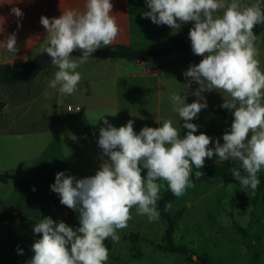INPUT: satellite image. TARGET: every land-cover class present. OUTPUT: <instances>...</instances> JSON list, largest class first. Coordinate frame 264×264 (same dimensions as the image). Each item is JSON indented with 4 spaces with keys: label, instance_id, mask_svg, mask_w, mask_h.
<instances>
[{
    "label": "rangeland",
    "instance_id": "374dc122",
    "mask_svg": "<svg viewBox=\"0 0 264 264\" xmlns=\"http://www.w3.org/2000/svg\"><path fill=\"white\" fill-rule=\"evenodd\" d=\"M110 2L120 31L116 40L107 46L120 43L118 39L124 35L128 23L126 31L130 36L127 42L137 47L135 49L171 47L182 40L192 27L191 21L181 24L178 30L153 24L147 17H142V13L148 10L145 0ZM242 2L250 4L254 0ZM8 3L9 0H0V16L5 18L4 35L15 31L18 51L12 55L0 48V63L23 64L39 56L41 47L47 42L45 29L36 36L35 32H29V24L25 21L33 11L41 10L32 8L30 0ZM76 3L81 5L82 10L84 0ZM13 5L23 12L20 19L23 23L19 28L11 25L16 23V18L10 14ZM126 7L132 11L129 22L125 19ZM216 14H222V10ZM0 38L3 36L0 35ZM254 43L260 70L264 72V30L256 35ZM71 58L79 60V57ZM201 59L202 56L194 55L192 51L152 59L139 65L135 61L121 59L106 61L89 58L77 68L81 74L78 84L94 78V84L89 86L94 91V99H80L82 110L78 113H69L65 108L68 103L74 105L76 96L64 97L58 90L45 86L57 70L51 63L46 73L48 77L39 79L45 89L36 88L37 85L32 87L34 81L14 88L0 85V213L20 206L25 215L37 222L47 216L73 227L79 213L62 205L59 200L52 203V191L48 185L54 182L55 173L60 171L78 179L95 174L97 170L91 168L89 154L90 138L94 132V148L98 146L99 128L104 126L96 118L104 115L115 127L131 119L134 121L133 130L137 133L144 126L155 128L163 119H170L174 126H180V136H183L188 130L183 128V121L172 111L168 98L172 92L185 90L191 93L198 87L195 82L187 87L190 78L182 73L189 64H196ZM143 70L145 79L128 76ZM105 76L120 78L101 82L99 79ZM38 95L40 97L33 101ZM201 95L205 97L207 107L190 122L197 125L195 134L203 132L219 139L233 119L229 110L220 107L230 97L222 91ZM196 99L189 94L185 102L191 103ZM53 138L58 139L55 144ZM58 144L62 156L57 149ZM211 146L210 142L208 147ZM211 159L225 162L216 160L215 154ZM259 173L264 178V169ZM158 183L165 185L160 190L161 197L167 184L165 181ZM234 184L238 182L231 176L227 182L207 178L167 206L169 215L178 213L174 219L172 245L187 248L196 258L169 253L165 239L166 219L159 216L150 222L146 216L137 214L133 206L129 210L131 218L127 226L117 230L120 239L113 242L107 238L103 242L109 248L106 264H202L198 258L209 264H264V195L255 198L249 188ZM36 240L18 225L9 228L0 226V264H29L34 255L31 246ZM17 248L23 250L22 254L17 253Z\"/></svg>",
    "mask_w": 264,
    "mask_h": 264
},
{
    "label": "clouds",
    "instance_id": "9594fccd",
    "mask_svg": "<svg viewBox=\"0 0 264 264\" xmlns=\"http://www.w3.org/2000/svg\"><path fill=\"white\" fill-rule=\"evenodd\" d=\"M145 4L148 10L142 17L157 26L178 30L181 24L192 22L188 31L191 50L202 59L189 64L182 75L190 78L187 87L193 82L198 87L191 93L182 90L183 95L182 91L172 92L168 98L188 131L180 136V126L163 119L159 126H144L137 133L131 119L115 127L104 115L98 116L96 120L104 125L96 141L103 162L95 174L78 179L60 171L49 185L62 205L79 213L78 226L40 218L32 227L33 233L41 235L31 246L34 255L29 264H106L109 255L103 242L120 239L117 230L127 226L133 206L150 222L159 218L156 205L165 185L157 181H165L167 189L179 197L193 187L190 176L194 169L199 178L203 173L197 169L214 154L216 160L238 162L230 168L232 179L238 182L234 185L255 193L260 184L257 174L264 169V72L257 59L253 28L264 23V0L250 4L242 0H145ZM112 7L110 0H84L82 10L68 8L58 17H40L47 42L39 53H47L57 69L47 82L50 88L62 95L72 94L81 79L78 66L101 45L116 40L120 29ZM219 10L222 14L217 15ZM10 14L19 28L23 12L13 5ZM5 31V18L0 16V48L14 55L18 51L16 33L4 35ZM74 49L81 50L78 61L70 56ZM211 91L230 97L220 107L229 110L233 119L219 139L203 132L195 134L197 125L190 122L207 107L201 94ZM189 94L197 99L186 103ZM142 170H146L143 175Z\"/></svg>",
    "mask_w": 264,
    "mask_h": 264
},
{
    "label": "trees",
    "instance_id": "16d2710c",
    "mask_svg": "<svg viewBox=\"0 0 264 264\" xmlns=\"http://www.w3.org/2000/svg\"><path fill=\"white\" fill-rule=\"evenodd\" d=\"M264 30V23L254 26L253 32L258 35ZM110 48V59H121L126 61H135V62H145L150 59H158L163 57H169L172 55H178L186 51H192L190 40L188 38V33L182 40H179L171 47L165 48H152V49H134L125 45H112ZM41 55L32 57L23 64H2L0 63V85L7 86L9 88H14L21 85L31 84L37 75L46 70L48 65ZM238 162L236 161H225V162H216L212 159L205 158V163L202 168L197 169L203 173L199 178L195 177L194 172L190 176V179L193 181V186L199 184L207 178L211 179H221L224 181H229L231 173L230 168L237 167ZM142 170L141 175L144 174ZM258 178L260 179V184L258 185L254 195L255 198L262 194L264 195V178L258 173ZM158 182V181H157ZM187 188L186 190H188ZM185 190V191H186ZM176 196H174L171 191L166 189L159 201L157 202V210L159 211V216L166 219L168 228L165 232V239L168 242L166 250L171 254L184 255L186 257H193L194 254L191 253L187 248L183 246H174L171 243V235L174 229V219L178 216V213L171 216L166 211L167 206L174 201ZM51 202L54 203L56 200H59V197L53 191L51 192ZM37 221L29 218L25 215L20 206L12 208L10 211L0 213V226L9 228L13 225L20 226L26 234L29 236L40 238L39 233H33L32 227L33 224ZM78 226V216L73 222V228ZM107 249H109L106 246ZM202 264H209L208 261L198 258Z\"/></svg>",
    "mask_w": 264,
    "mask_h": 264
},
{
    "label": "crops",
    "instance_id": "0c3cea01",
    "mask_svg": "<svg viewBox=\"0 0 264 264\" xmlns=\"http://www.w3.org/2000/svg\"><path fill=\"white\" fill-rule=\"evenodd\" d=\"M16 1H22V0H16ZM125 1H127V0H125ZM30 2H31L30 6L32 8L41 10V11H37V12L33 11L31 13V17L29 19L25 20L27 22V25L29 24L28 25L29 32L30 33H34L35 32L36 36L41 35V31L44 30L43 26L40 24V17L41 16H44V17H47V18H53V17H58L61 14V12L64 11L65 9H68V8L80 9L81 8V5L79 6L76 3V2H80V0H30ZM131 14H132V11H131L130 7H126L125 8V19H126L127 22L131 21V16H130ZM22 23H23V21H20V24H22ZM11 25L17 26V24L14 23V22ZM128 27H129V23L125 27L124 35L120 36L119 39H118L120 43L113 44V45H125V46L132 47L134 49L137 48V47H134V46L130 45V43L127 42V40L129 39V36H130L128 31H126L128 29ZM139 48H141V47H139ZM151 60L152 59L147 60V61H151ZM106 61H110V59H108ZM111 61H113V60H111ZM131 62H133V61H131ZM136 63L137 64L138 63L143 64V63H146V61L145 62H136ZM138 65H137V67H139ZM48 70H49V68L47 67L46 70L40 72V74L34 79V83L32 84V87H35V85H37L36 88H39V89L40 88L45 89L46 87L51 89L48 86V83L45 84L46 87H44V84L39 81V79H41V78H47L48 77L46 75ZM144 75H145V71L143 70L141 73H137V74H134V75L130 74L128 76L134 77L135 79H140L141 80L143 78L144 79L146 78V76H144ZM118 78H120V76H115V77L114 76L113 77L105 76V77H103V78H101L99 80L101 82L102 81L105 82V81H110L112 79L117 80ZM141 82L143 83V81H141ZM92 84H94V78L89 80V81H86V82L83 81L82 83L78 84L77 88H80V91H76L75 93L73 92L72 94H63L64 97L71 96L72 98H74L73 96H76V99H74L75 103H73V104L75 106H79L80 107L79 111H77V112H69V113H78V112H80L82 110L81 109V102L79 101L80 99H82V100L83 99H94V91H92L90 89V87H89ZM52 90L53 91L54 90L57 91V89H52ZM44 92H46V91H42V93H44ZM38 97H40V95H38L37 97H34L33 101H35ZM68 102L69 101H67L66 103H68ZM69 104H72V103H68V104H66V106L69 105ZM66 106H65V108H66ZM57 141H58L57 138H53V143L54 144ZM90 147H91V150L89 151V154H90V160L92 162L91 163V168L94 169V170H97L103 161L101 160V156H102L101 148L99 146H95V148H94V132H92V134H91ZM57 149L59 151L60 156H62V150H61V147H60L59 144H58ZM103 160H107V156H103ZM48 188H49V185H48Z\"/></svg>",
    "mask_w": 264,
    "mask_h": 264
},
{
    "label": "water",
    "instance_id": "95a60500",
    "mask_svg": "<svg viewBox=\"0 0 264 264\" xmlns=\"http://www.w3.org/2000/svg\"><path fill=\"white\" fill-rule=\"evenodd\" d=\"M80 52H81V50L74 49L70 53V56L79 57ZM40 55L46 63L51 62V57H49L47 55V53L42 52ZM90 58L108 60V59H110V48L108 46L98 48L91 54ZM192 258H196V256L194 255Z\"/></svg>",
    "mask_w": 264,
    "mask_h": 264
},
{
    "label": "built area",
    "instance_id": "2783aa9c",
    "mask_svg": "<svg viewBox=\"0 0 264 264\" xmlns=\"http://www.w3.org/2000/svg\"><path fill=\"white\" fill-rule=\"evenodd\" d=\"M66 110L68 112H77L80 110V107L79 106H75V105H72V104H69L66 106Z\"/></svg>",
    "mask_w": 264,
    "mask_h": 264
}]
</instances>
